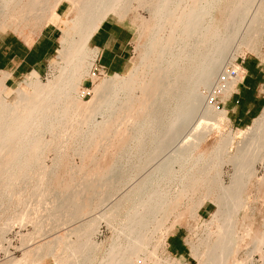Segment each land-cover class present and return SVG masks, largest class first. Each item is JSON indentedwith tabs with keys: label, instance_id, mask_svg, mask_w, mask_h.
Listing matches in <instances>:
<instances>
[{
	"label": "bare ground",
	"instance_id": "bare-ground-1",
	"mask_svg": "<svg viewBox=\"0 0 264 264\" xmlns=\"http://www.w3.org/2000/svg\"><path fill=\"white\" fill-rule=\"evenodd\" d=\"M63 1L71 5L70 11L74 17L73 23L65 25L62 30L54 54L55 58L60 59L58 74L42 84L37 74L31 73L23 83H18L11 90L13 96L6 99L1 94L6 88L4 81L7 75L0 74V200L6 198L9 205L12 202L21 206L27 199L38 197L40 200L35 202L36 206H40L41 199L47 195L48 181L42 185L34 174L48 175L52 172L43 164L48 152L54 151L60 156L65 147H61L62 150L59 145L65 136L74 142L86 143L85 147H80L83 154L99 138L107 140L113 135L109 128L114 121L126 119L123 124L129 122V129L120 134L123 142L118 144L117 151L114 149L116 160L104 172L105 176L95 179L101 182L98 184H106L109 192L93 206L99 208L105 201L104 197H108L106 204L111 203L107 199H114L109 197H117L95 219H103L115 226L110 246L101 263L145 264L147 255L151 257L155 253L147 251L150 240L162 227L165 213L172 203H179L180 198L193 195L198 188L212 189L215 186L218 192L213 214H219L224 206L229 208L228 211L225 209L228 214L222 218L221 210V219L213 218L206 227V236L198 244L190 246L196 264H225L226 258L231 257L235 249V221L231 215L243 208L240 192L246 182L255 177V163L264 158V109L250 125L238 129L236 144L233 143L234 136L226 135L219 139L213 156L207 161L199 160L194 158V153L205 141L208 128H217L224 118V112L209 105L199 89L206 91L210 88L217 72L223 70L224 59L233 44L248 51L257 50V40L252 33L257 30L255 24L264 23V0H52V3L49 0H0V27L7 24H15V27L28 19L45 26ZM223 1H226L225 5L221 6ZM138 7L147 9L150 15L147 19L135 17L140 21V31L148 39L142 50L143 78L134 77L136 70L127 78L115 75L94 88L93 98L83 103L72 93L76 95L74 92H77L83 79L91 75L94 56L88 50L89 39L108 16L115 15L122 19ZM216 9L221 16L219 36L213 34L215 23L212 14ZM33 39L30 38L27 43ZM220 86L227 94L235 87V81ZM204 101V109L199 117L201 122L194 126L191 135L188 134L190 140L182 143V139H178L181 132L183 134ZM96 114L104 121L94 123ZM82 124L86 130L81 129ZM46 134L50 139L45 138ZM233 144L235 152L229 156L227 149ZM225 157L233 165L232 176L238 175L232 177L227 186L222 185L219 176H209L210 170L222 164ZM44 178L48 180V176ZM31 180L34 181L32 186L28 183ZM29 187L34 192L8 191ZM173 187L175 191L172 195ZM2 204L3 201L0 208ZM125 204L128 205L126 211L120 216ZM91 206L90 202L73 201L64 211L63 219L70 223L81 218L85 212L92 210ZM61 207L62 204L58 203L54 209L47 210L46 220L55 221ZM28 220L29 214L22 212L1 224L0 231L15 222L20 224ZM92 221V225L82 222L81 228L77 227L80 234L75 233L78 236L76 240H64L58 253H54L55 242L47 250L44 244L32 252L40 259L51 256L53 264H91L98 248L89 239L93 233ZM33 224L40 232L43 227L41 220L36 218ZM69 232L73 233V230ZM249 233L247 228L245 235ZM21 237L22 244L32 239L30 234ZM213 237L216 243L211 246ZM161 238L164 243V238ZM263 241L261 239L260 243ZM28 252H23L18 259L11 257L2 264H32L27 261ZM34 254H31V258ZM234 264H240V261Z\"/></svg>",
	"mask_w": 264,
	"mask_h": 264
},
{
	"label": "rangeland",
	"instance_id": "rangeland-1",
	"mask_svg": "<svg viewBox=\"0 0 264 264\" xmlns=\"http://www.w3.org/2000/svg\"><path fill=\"white\" fill-rule=\"evenodd\" d=\"M49 1L52 3V0ZM226 1L231 2L235 0H226ZM226 1H223L221 6L225 5ZM133 6L136 5L133 4ZM70 9H71V5L68 2L63 1V3L59 7V10L56 11V13L46 23V25L51 23L57 26L59 30L58 31L59 38L61 37V33L65 25L67 24L71 25L73 23L72 17L74 16L70 11ZM110 16H113L130 26L131 32L133 34L132 43H131V58L129 60L127 68L123 72L113 74L106 72L104 70H100L95 65L94 57H93L91 61L92 68L90 69L91 75L83 79V81L79 85L77 92H74L76 93V95L72 93L74 97H78V99L83 103H86L87 101H90L91 98H93L94 88L100 87L106 80L110 79L111 77L113 78L115 75H119L120 77L127 78L134 70H136L137 74H135L134 77L143 78L144 76L143 75L144 66L143 64H141V60L143 58L142 50H143V46L147 43L148 39L140 31L139 28L140 21L135 19V17L139 16L141 18L147 19L150 16L149 12L147 11V9L145 10V8L138 7L134 11L128 12L122 19H120L118 16L116 17L115 15H110ZM212 17L215 23V31L213 32V34L215 36H219L221 34V23H220L221 16L219 14L218 9L213 11ZM133 18L135 20H133ZM262 23L255 24L254 26L257 28V30L256 28L255 30L257 32L255 31L254 33H252L255 34L253 36H255L257 40V50L255 52L248 51L244 47L241 46L238 47L236 44H233L230 47V50L228 51L226 58L224 59L225 63L223 65V69L225 66L227 67L233 64L236 60L237 62H239L241 59H244L245 61L252 59L255 60L257 63H259L261 66H264V23L263 24ZM14 25L12 26V24H7L3 28L0 27V33L12 32L26 42L30 38H35V36L39 33V31L44 27L42 24L41 25L38 24L33 19H28L27 21H24L23 23L18 24L15 27ZM257 25L260 26L258 27ZM260 27L262 28V30ZM258 28L260 29L258 30ZM236 47L238 48V50L236 49ZM88 50L94 56V52L90 49L89 45H88ZM59 65H60V59L53 57L50 60L48 68L45 71V73L41 76L37 75L39 81L42 84H45L48 80H52L53 77H55L58 74ZM221 72L222 70L217 72L214 82L209 89H207L206 91L204 89H199V92L203 93L202 95H205V97L207 98L206 102H208L209 105H214L216 107L217 103L220 102L218 110L224 112V118H222L221 120V125L219 124L217 128L214 126L209 127L208 128L209 131L206 129L208 131V134L205 138V141L199 146L197 152L194 153V158L203 161H207V158L213 156V151L215 147L218 145V141L220 138L223 139L225 138L226 135H232L234 136L233 143L236 144V142L238 141V139L236 138L237 137L236 132L238 131V129L245 128V127L243 128L234 127L230 123L226 112L222 109V102L227 98V95H229L231 91L227 94L223 92L217 99L213 101L211 100L212 98L211 89L216 81L217 76ZM27 76L28 75L22 77L19 80L14 81L13 83H8V84L5 83L6 88L2 92L1 96L5 99L11 98L13 96L11 94L12 93L11 90L15 89L20 83H23L26 80ZM259 93L264 100V83L260 87ZM204 104L205 101L204 103L202 102L201 106L197 108V110L199 109V111L197 113L196 112L194 113V116L190 121L191 123L188 124L189 126L187 125L185 127V130L183 129L184 130L183 134L181 132L182 136L180 134V137L178 139L179 140L182 139V143L185 142L184 140H190L189 136L193 132L192 129L194 128V126L196 127L201 122L199 117L203 112L202 110L204 109L203 108ZM100 118L102 117L99 116V114H96L93 119L94 123L95 122L97 123V121L98 123L104 121V119H100ZM125 120L123 119V121ZM123 121L121 119L116 120L114 121L116 124H114L113 122L114 126L112 124V127L109 128V131H113L116 133L114 137L113 135L115 133L112 132L113 135L110 136L111 138L109 137V139L107 140L106 139L103 140L102 138H99L98 141L95 142V144L93 145L91 144L92 146H90L87 150H84L83 154H81L82 152L80 151V147L83 148L87 144L83 143L82 141L74 142L69 137L68 138L70 140H68V138L65 136L62 139L63 142L60 141L61 146L59 145V149L63 150V148L65 147L63 153L60 156H57L56 152L54 151L48 152V155L44 159L43 164L47 169L52 170V172L49 173L48 175H44L41 173L34 174L36 178L40 179L42 185H44V183L48 181L47 183L48 189H46L45 191L47 195L45 196L44 199H41L42 203L39 204L40 206H36L37 204L35 202L40 200L38 197L27 199L25 204L21 206H16L12 202L9 205L6 198L0 200V203H2L3 201L4 204V205L2 204V207L0 208V226L4 222L10 220V218L22 212L28 213L30 217V220L28 221H24L20 224L18 222H15V224H12L11 227L7 228L4 231H0V264L4 263L11 257L17 259L21 258L23 252L25 253L27 251H29L27 256L28 262L30 261L32 262V264L34 263L53 264L54 260L52 259L51 256H45L41 259L36 258L38 255L36 256L32 251H35L36 248L41 247V245L44 244L46 245L45 247L44 246L43 247L47 250L55 242L53 245V248H55L54 253H58L60 251L59 249H61L63 246L64 240H71V241L76 240V238L78 237L77 235L80 234L79 232L80 229H78L81 228L80 224L82 225L83 223H88V222L91 224L90 221H92L93 219L95 220L99 216V214L104 212L103 210L105 211L107 210L109 203L106 204V198L108 197L106 198L104 197L105 201L104 203L102 202L103 204H101L99 208L93 206V204L97 203L98 200L102 199L103 196H107L106 194L107 192H109L107 190L108 186L106 187L105 183H104L105 185L98 184L101 182H98L95 179L97 177L101 178L105 176L104 172L109 167H111V164L117 158L116 148H119L118 144L123 142L122 141L123 139H121L122 136H120V134L122 135L123 132H127L129 129L128 128L129 122L128 123L125 122L126 124H123L124 123ZM118 122H119V126L117 125ZM116 125L118 126L117 128L115 127ZM123 125L125 126L123 127ZM125 128L127 129L126 131ZM81 129L86 130V126L82 124ZM195 137L196 135H194V138ZM45 138L47 140L50 139L49 134H46ZM76 144L77 145L80 144L78 145L79 147ZM235 144H233L231 148L228 147L227 151L229 150L228 151L229 156L234 154ZM78 151H80V153ZM263 159L262 161H258L257 163H255L254 165L255 177L254 176L251 177L246 182L244 188L240 192V198L244 202L243 208L235 211L233 215H231L232 219L234 218L235 221V227H234L235 234L233 237L234 238L233 242L235 243L234 244L235 249L236 248L237 249L233 250V255L231 257L228 256L226 258L225 264H232V262L234 264L236 261L238 262L240 261V264H264V243H263L264 241L260 243L261 239L264 240V235H263L264 234V160ZM123 163L124 162H122V167L124 169L125 166ZM232 166L233 165L229 163L228 158L225 157L224 162L222 164H218L215 167H213L214 168V169L212 168L213 171L210 170L209 176L210 177H212V175L213 177L215 175L219 176V178L222 181V185L227 186L228 184L231 183L230 180L234 176V169ZM44 176L45 177L48 176L47 178L48 180H46ZM28 183L30 184V186H32L34 184V181ZM213 188L212 189L211 188L206 189L204 187L198 188L196 189L198 192H196L195 190L193 195L189 194L182 199L180 198L179 203L178 201L172 203V205L166 211L167 213H165L166 220L164 218L163 220L164 223L162 221L163 224L162 227L156 233H154L152 239L150 240L147 251L149 253L150 252H155V253L154 256L152 255L151 257L147 255L146 259H144L145 264H196V260L193 257V253L190 245L198 244L200 239H203L206 236L205 235L206 227L210 224L213 218H220L219 214L221 212H222L221 217L223 218L228 214V212L226 214V210L227 209L229 210L227 206L226 207L224 206L225 208L223 207L222 209H220V211L221 210L222 211L221 212L219 211V214H216L217 216L216 215L214 216L213 213L216 210V206H215L216 203L214 202V199L215 196L217 195L218 190L216 188L214 189ZM26 189L27 188L20 190L11 189L8 191L12 193L25 192L24 194L34 192L33 189H31L30 187L27 190ZM173 191H175L174 187L171 189L172 195L174 194ZM206 191L209 192L206 193ZM24 198H26V196H24ZM115 198L117 197L114 195L112 197H109V199H112L111 201L107 199V202H111L109 206L116 200ZM201 199L202 201H200ZM73 201L78 203L90 202L93 207L91 206L92 210L90 212H85L81 218L75 219L74 221L72 220L70 223L68 222L69 220H67L68 223H66L65 221L66 219L65 218H64L65 220L63 219V217H65L63 216V214L64 211L67 210L66 208H68V205ZM5 203H7L8 205H6ZM58 203H61L62 207L57 212L56 220L55 221L46 220V216H45L46 211L49 209L52 210V208L54 209V206H56V204ZM125 205L123 206L124 210H122L120 216H123L124 212L126 211L125 207H127L128 205L126 206ZM37 208H39L38 211H36ZM34 209L35 212L33 211ZM195 211L197 212L195 213ZM36 218L40 219L41 222L43 223V227L41 228L40 232L36 230L33 224V221ZM119 219H122V217H119ZM115 222L118 223V221ZM92 223L94 225L92 230L93 233L91 232L92 234H90L89 239L94 244H97L98 248L94 253L93 256L94 260L91 262V264H103V262L101 263V261L104 260L106 251L110 246L112 237L114 235L115 226L109 225L103 219L92 221ZM243 228L244 230H242ZM247 228H249L250 230L248 236L245 235V230ZM72 230L74 234L69 232ZM75 233L77 234L76 236ZM26 234H30L32 239L31 241L29 240V243H25L26 244L25 245L21 243V239H22L21 236ZM261 234L263 236H261ZM173 235H178L181 238V243L185 248L184 255H175L170 251L169 239ZM161 237L164 238L165 240L164 243L161 242L162 241L160 240ZM210 241L213 242L212 244L210 243V245L212 246L214 245L216 238L213 237V239H211ZM48 242L51 243L47 244ZM31 254H34L32 258H31ZM34 258H36V260ZM141 258L144 257L141 256Z\"/></svg>",
	"mask_w": 264,
	"mask_h": 264
},
{
	"label": "crops",
	"instance_id": "crops-1",
	"mask_svg": "<svg viewBox=\"0 0 264 264\" xmlns=\"http://www.w3.org/2000/svg\"><path fill=\"white\" fill-rule=\"evenodd\" d=\"M58 31L56 25L47 24L31 43L12 32L0 33V73L7 75L4 83H13L31 73L43 75L57 50ZM132 38L128 24L108 16L88 41L94 52L95 65L109 73L123 72L131 58ZM242 66L244 78L222 102V109L236 128L247 127L264 108V100L259 93L264 83V66L252 59H243ZM169 240L173 254H185L178 235L171 236Z\"/></svg>",
	"mask_w": 264,
	"mask_h": 264
},
{
	"label": "built area",
	"instance_id": "built-area-1",
	"mask_svg": "<svg viewBox=\"0 0 264 264\" xmlns=\"http://www.w3.org/2000/svg\"><path fill=\"white\" fill-rule=\"evenodd\" d=\"M242 63H243V59H241L239 62H237L236 60L233 64L227 66L222 70L221 74L218 76L211 89L212 101L217 99L224 92L223 88H221L220 86L221 84L229 81H235V85H236L244 78L245 72ZM219 103H217L216 105L217 109L219 107Z\"/></svg>",
	"mask_w": 264,
	"mask_h": 264
}]
</instances>
